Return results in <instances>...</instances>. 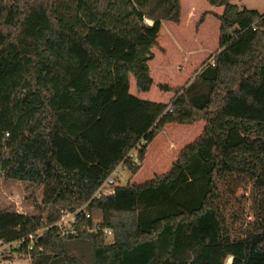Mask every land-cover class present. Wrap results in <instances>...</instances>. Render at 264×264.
<instances>
[{"label": "trees", "instance_id": "1", "mask_svg": "<svg viewBox=\"0 0 264 264\" xmlns=\"http://www.w3.org/2000/svg\"><path fill=\"white\" fill-rule=\"evenodd\" d=\"M206 1L223 8L213 14L219 51L188 86L160 84L176 95L164 104L132 95L130 83L150 91L162 22L181 24L180 0H0V176L43 192L38 216L0 210V242L32 233L44 213L51 225L81 208L121 167L140 173L165 126L203 121L169 172L90 203L112 243L51 228L17 252L79 264L70 242L89 240L92 264H264V223L234 238L220 204L228 179L264 191V14ZM78 220V230L91 226Z\"/></svg>", "mask_w": 264, "mask_h": 264}, {"label": "rangeland", "instance_id": "2", "mask_svg": "<svg viewBox=\"0 0 264 264\" xmlns=\"http://www.w3.org/2000/svg\"><path fill=\"white\" fill-rule=\"evenodd\" d=\"M180 1L182 4L181 24L163 21L159 39L160 49L153 51L155 60L151 63V76L157 85H153L154 89L147 97L149 101L167 102L169 98L160 90L159 83H165L164 85L173 88L188 86L204 65L213 62L219 51L220 22L213 14H222L223 8L213 7L206 0ZM234 4L241 9L264 14V0H237ZM203 16H205V22L201 25L200 21ZM148 22L153 23L152 20ZM173 94L176 96L175 93ZM170 130L166 128L153 141L138 175H134L128 168L119 169L121 177L119 186L142 184L156 175H162L171 170L170 165L177 160L182 151L179 152L177 146L184 147L190 144L195 129L181 131L185 134L180 133L178 136L179 133H169ZM173 141L175 143L171 145ZM174 147L176 151L172 149ZM169 162L170 165L167 166ZM222 192L220 204L234 238H242L257 230L260 223H264V191L255 189L247 178L228 179L227 183L222 186ZM33 193L34 189L29 184L5 181L0 176V210L11 209L21 215L38 216L43 192L39 190ZM42 216L46 218L45 213ZM96 216L100 218L99 215ZM112 241L113 238H106L107 244ZM70 245H72L70 253L77 258L79 264H92L89 240L70 242ZM0 259V264H31L30 257L19 254L16 247L3 249ZM227 263L231 264V259H228Z\"/></svg>", "mask_w": 264, "mask_h": 264}, {"label": "built area", "instance_id": "3", "mask_svg": "<svg viewBox=\"0 0 264 264\" xmlns=\"http://www.w3.org/2000/svg\"><path fill=\"white\" fill-rule=\"evenodd\" d=\"M168 110L170 112L173 111L171 107H169ZM144 144H145L144 141H140V143L134 148V150L130 154V158L134 159L136 163H138V161L137 158L135 157V154L137 156L138 151ZM119 169H117L107 178V180L102 184V186L94 194V196L81 208L77 210L62 209L60 211V218L55 223L49 225L46 219L43 218L40 220V223L38 224L36 230L28 234L27 236L10 243L0 242V258H2L3 249H7L11 247L19 248L25 243H29L28 250L30 251L34 246V244L39 239L44 237L46 232L51 228H57L58 233L62 238L71 237V236L77 237L80 235V233L96 235L101 232L106 238H113L114 236L113 230L110 228L102 229L100 226L101 219L96 216L98 214H93L89 212L88 207L94 199H100L103 196L111 195L114 193V187L119 186V180L121 179L118 172ZM81 214L85 215V218L91 221V226L88 228L83 226L80 230H78L76 225L79 222L78 218Z\"/></svg>", "mask_w": 264, "mask_h": 264}, {"label": "crops", "instance_id": "4", "mask_svg": "<svg viewBox=\"0 0 264 264\" xmlns=\"http://www.w3.org/2000/svg\"><path fill=\"white\" fill-rule=\"evenodd\" d=\"M155 54V53H154ZM157 58V57H156ZM155 60V58L149 63V66H150V69H151V63L153 62ZM151 74H152V71H151ZM160 84H165V83H159V85ZM153 85H155V83H154V80H153ZM153 85H152V87H151V89H150V91H153V89H154V87H153ZM157 85V84H156ZM155 85V86H156ZM159 85H158V87H159ZM150 91L149 92H147V93H142V94H138V92H137V87H136V82H135V79L134 78H132L131 79V83H130V93L132 94V95H134V96H136V97H138V98H140V99H142V100H145V101H149V100H147V97H148V95L150 94ZM164 92V91H163ZM165 94H166V96L169 98V100L167 101V102H157V103H164V104H167V103H169L175 96H174V94L173 93H171V92H164ZM151 102H154V101H151ZM205 125H206V123L205 122H199V123H196V124H194V125H192V126H182V125H174V124H169V125H167V126H165V128H164V130L167 128V129H171L170 130V132L169 133H172V132H175V133H179V134H177V136L178 135H180V133H181V131H189V130H194L195 129V131H194V134H193V136H192V138H191V143L192 142H194L199 136H201V134L203 133V130H204V128H205ZM190 127V128H189ZM163 130V131H164ZM162 134V133H161ZM160 134V135H161ZM181 134H185V133H181ZM159 135V136H160ZM174 141L171 143V145H174ZM186 143V142H185ZM188 144H186L185 146H187ZM151 146V145H150ZM150 146H149V148H150ZM177 146V145H176ZM175 146V147H176ZM184 146V147H185ZM175 147L174 148H172L173 150H175ZM182 145L181 146H177V149L179 150V152L184 148ZM170 148H171V146H170ZM177 150V151H178ZM176 151V150H175ZM148 152H149V149H148ZM148 154V153H147ZM147 157V156H146ZM146 160V159H145ZM174 162V161H173ZM165 164V163H164ZM163 164V165H164ZM170 165V162L169 163H167V166H169ZM172 165H173V163L170 165V167L172 168ZM170 171V170H169ZM168 171V172H169ZM165 174V173H164ZM138 175V174H137ZM153 177V176H152ZM155 178V177H154ZM154 178H152V179H154ZM152 179H150V180H152ZM147 181H149V180H147ZM146 182V181H145ZM144 183V182H143ZM99 216H100V213H97ZM101 217V216H100ZM231 261H232V259H231ZM30 262H31V259H30ZM32 264V263H31Z\"/></svg>", "mask_w": 264, "mask_h": 264}, {"label": "water", "instance_id": "5", "mask_svg": "<svg viewBox=\"0 0 264 264\" xmlns=\"http://www.w3.org/2000/svg\"><path fill=\"white\" fill-rule=\"evenodd\" d=\"M152 24H154V23H152ZM1 260V259H0ZM232 262V261H231Z\"/></svg>", "mask_w": 264, "mask_h": 264}]
</instances>
